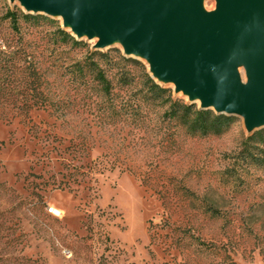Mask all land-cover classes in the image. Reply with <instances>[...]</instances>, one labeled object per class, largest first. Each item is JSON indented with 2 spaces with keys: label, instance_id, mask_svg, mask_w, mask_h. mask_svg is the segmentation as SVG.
Here are the masks:
<instances>
[{
  "label": "rangeland",
  "instance_id": "1",
  "mask_svg": "<svg viewBox=\"0 0 264 264\" xmlns=\"http://www.w3.org/2000/svg\"><path fill=\"white\" fill-rule=\"evenodd\" d=\"M98 40L0 0V264H264L243 120L191 133L164 99L199 102Z\"/></svg>",
  "mask_w": 264,
  "mask_h": 264
},
{
  "label": "water",
  "instance_id": "2",
  "mask_svg": "<svg viewBox=\"0 0 264 264\" xmlns=\"http://www.w3.org/2000/svg\"><path fill=\"white\" fill-rule=\"evenodd\" d=\"M11 1L62 18L77 37H99L96 48L120 44L148 62L152 78L201 109L239 116L248 133L264 128V0H217L212 13L202 0Z\"/></svg>",
  "mask_w": 264,
  "mask_h": 264
},
{
  "label": "trees",
  "instance_id": "3",
  "mask_svg": "<svg viewBox=\"0 0 264 264\" xmlns=\"http://www.w3.org/2000/svg\"><path fill=\"white\" fill-rule=\"evenodd\" d=\"M25 18H27V15ZM67 36L71 39L68 34H66ZM74 43L76 42L74 41ZM147 78L149 82L148 93L154 100H163L167 90L155 83L149 76ZM164 102H170L169 110L165 114L166 118L170 120L177 119L191 133H198L202 136L208 134L220 135L221 132L234 123L232 116L223 113L217 114L210 109H197L192 103L183 104L177 100H171L170 97L164 99ZM237 153L235 159H241L244 165H254L264 170V128L251 132ZM256 211L259 212V216L255 217L253 223L264 231V204L257 205ZM248 230L251 231V228H248Z\"/></svg>",
  "mask_w": 264,
  "mask_h": 264
},
{
  "label": "built area",
  "instance_id": "4",
  "mask_svg": "<svg viewBox=\"0 0 264 264\" xmlns=\"http://www.w3.org/2000/svg\"><path fill=\"white\" fill-rule=\"evenodd\" d=\"M52 211H53V209H52V208H50V209H49V213H50V212H52Z\"/></svg>",
  "mask_w": 264,
  "mask_h": 264
}]
</instances>
